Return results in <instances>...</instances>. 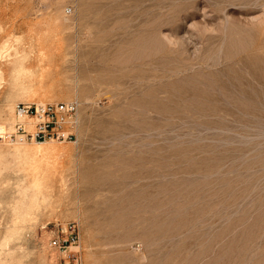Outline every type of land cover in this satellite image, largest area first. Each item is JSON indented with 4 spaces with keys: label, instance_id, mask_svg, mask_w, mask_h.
<instances>
[{
    "label": "rangeland",
    "instance_id": "obj_1",
    "mask_svg": "<svg viewBox=\"0 0 264 264\" xmlns=\"http://www.w3.org/2000/svg\"><path fill=\"white\" fill-rule=\"evenodd\" d=\"M69 100L32 170L16 106ZM0 124V264H264V0H0Z\"/></svg>",
    "mask_w": 264,
    "mask_h": 264
},
{
    "label": "built area",
    "instance_id": "obj_2",
    "mask_svg": "<svg viewBox=\"0 0 264 264\" xmlns=\"http://www.w3.org/2000/svg\"><path fill=\"white\" fill-rule=\"evenodd\" d=\"M78 107L76 100L18 103L15 108L14 131L7 137L20 143L46 139L75 142L79 126ZM79 242V226L71 222L54 230L50 245L65 251L69 245L79 246Z\"/></svg>",
    "mask_w": 264,
    "mask_h": 264
},
{
    "label": "bare ground",
    "instance_id": "obj_3",
    "mask_svg": "<svg viewBox=\"0 0 264 264\" xmlns=\"http://www.w3.org/2000/svg\"><path fill=\"white\" fill-rule=\"evenodd\" d=\"M12 117H13V114H12ZM10 124H11V121H10ZM28 127L31 128L30 125ZM11 129L12 128L10 125L8 127V130H11ZM5 130H6L5 125L0 124V133L5 132ZM18 145L19 146H16L14 148V151H18V152L21 151L28 158L29 166L32 170H37L40 166L39 165L40 158L38 157L39 155L45 157L49 153L59 151V148H58L57 144L53 141V139H46V140H40V141H38V140L37 141H35V140L27 141V142H23L22 144H18ZM261 216H263V215H261ZM252 225H253V223H252ZM253 227H256V226H253ZM262 228H264V227H262ZM261 230L263 231V229H261Z\"/></svg>",
    "mask_w": 264,
    "mask_h": 264
}]
</instances>
